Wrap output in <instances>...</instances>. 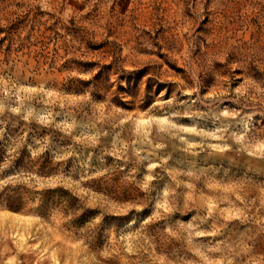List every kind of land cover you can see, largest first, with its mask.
<instances>
[{
    "label": "rangeland",
    "instance_id": "rangeland-1",
    "mask_svg": "<svg viewBox=\"0 0 264 264\" xmlns=\"http://www.w3.org/2000/svg\"><path fill=\"white\" fill-rule=\"evenodd\" d=\"M0 264H264V0H0Z\"/></svg>",
    "mask_w": 264,
    "mask_h": 264
}]
</instances>
